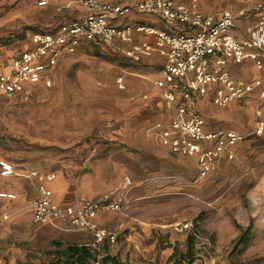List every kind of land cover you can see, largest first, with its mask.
<instances>
[{"label": "rangeland", "instance_id": "1", "mask_svg": "<svg viewBox=\"0 0 264 264\" xmlns=\"http://www.w3.org/2000/svg\"><path fill=\"white\" fill-rule=\"evenodd\" d=\"M243 2L199 0L209 14L238 11ZM65 21L54 5L0 0V69L26 47L32 33L55 31ZM255 24L254 19L238 20V38L248 36ZM126 47L104 52L82 48L61 60L51 86L31 84L13 95L0 93V159L19 170H52L66 184L65 194L72 193L77 201L89 198L79 195V189L85 172L92 170L90 160L108 158L110 175L112 158L121 173L113 190L123 188L130 177V203L104 227L117 234L116 243L108 244L110 253L129 264H170L175 250L179 258L191 230H176L174 224L186 221L197 232L195 264H264V99L228 107L200 104L208 128L235 130L242 139L233 159L223 158L208 178L196 181L195 157L174 155L146 133L153 115L144 114L143 94L152 96L162 59L156 54L137 62L125 54ZM245 67L247 74L238 66L233 74L248 81L262 76L264 81V67L251 61ZM121 75L126 89L118 87ZM3 188L19 190L30 201L37 195V182L24 177L0 176ZM6 211L12 214L10 208ZM21 214L31 217L28 209ZM27 220H4L9 223L3 227L7 234L1 239L0 264H52L53 242H73L51 226ZM96 249L103 252L102 245Z\"/></svg>", "mask_w": 264, "mask_h": 264}, {"label": "built area", "instance_id": "2", "mask_svg": "<svg viewBox=\"0 0 264 264\" xmlns=\"http://www.w3.org/2000/svg\"><path fill=\"white\" fill-rule=\"evenodd\" d=\"M50 1L37 0V5L47 6ZM79 2L84 16L65 22L55 31L32 33L29 45L12 58L6 70L0 69V93L13 95L31 84L51 86L50 72L64 54L75 53L84 43L98 47L122 40L130 43L124 52L135 61L151 56L154 51L165 57L156 85L172 118L168 124L156 121L151 126L163 146L175 154L196 158V181L208 178L222 158L233 159L241 134L231 129L207 130L206 118L197 109L196 102L209 97L216 106L226 107L262 87L260 79H237L229 66L248 59L258 68L264 67V0H245L240 10L225 9L217 14L202 11L199 0ZM134 10L161 17L167 28L118 23ZM253 13L258 14L259 21L251 36L242 39L233 35L237 19ZM135 31L153 36V44L134 42ZM117 83L124 86L123 76L117 78ZM259 98L264 99V89L259 91ZM257 114L261 115L260 108ZM0 173L17 174L15 165L6 159H0ZM29 176L37 182V196L31 203L35 225L63 231L88 230L93 236L89 244L95 248L116 243L117 234L101 227L96 218L102 212H122L129 207L126 188L130 180L120 190L97 198L78 204H60L54 200L48 185L56 177L54 172L32 170ZM0 197L14 198L15 195L0 192ZM174 226L180 231L190 229L197 236L192 222H177Z\"/></svg>", "mask_w": 264, "mask_h": 264}, {"label": "crops", "instance_id": "3", "mask_svg": "<svg viewBox=\"0 0 264 264\" xmlns=\"http://www.w3.org/2000/svg\"><path fill=\"white\" fill-rule=\"evenodd\" d=\"M108 1H112V0H108ZM35 3L37 5V0H35ZM52 5L55 6V8L57 9L58 12H63V14H65V19H66L65 22H67V21H69L71 19H74V18L82 17V16L85 15L84 8L80 4L79 0H51L49 5L43 6V7H48V6H52ZM244 5H245V0L243 2V6L242 7H244ZM230 10H233V9H230ZM202 11H203V9H202ZM205 13H207V12H205ZM141 19H143V20L141 21ZM251 19L256 20V24H257L258 21H259L258 14L257 13H253V14H249L247 16H241V17H239L237 19V23H238V20H243V21L248 22ZM118 23H121V24H129V23H131V24H135V25L141 24V25H145V26H154V27H159V28H167V26H168L166 21L164 19H162L161 17L157 16V15L147 14V13H140V12L135 11V10L132 11L131 14H129L128 16L123 17L122 19H120L118 21ZM237 23H236L235 27H233V29H232V33L236 37H238V34H239V33L237 34V28H236L237 27ZM250 36H251V34H249L245 38H248ZM133 41L134 42H143V41H145V42H148L150 44H153L154 37L150 36V35H147L144 32H136L135 31L134 34H133ZM28 45H29V40L26 42V47ZM122 45H126L127 47H129L130 43L129 42H124L122 40H116L113 44L101 45V46H98V47L92 46V45H90L88 43H84L75 53H77L79 50H82V48H85V47H90V48H93V49H95L97 51L104 52L105 50H107L108 47H112L114 49H121ZM156 54L160 56V58L162 59V63L160 65V68L157 70V72L153 76L156 79L154 81V86L155 87H153L152 96H150L149 93L143 94V97L145 99H147V100H145V105H144L143 111H144V114H146V115H151V114L153 115L152 121L150 123H148V124L146 123V126H145L147 135H149L150 137L155 138L163 146L160 137L157 134H155L154 132H152L151 126L156 121H162L165 124H168L171 121V118H172L171 114L169 113V111L167 110V108L164 105V99L162 97L161 90L156 85V81L161 76V69L163 67V64H164V61H165V57L162 54H160L159 52L154 51L151 56L144 57L141 61L146 60V59H152V58L156 57ZM67 55H71V54H64L63 56H61L59 58L57 64L55 65V67L50 72L49 77L51 78L52 83L54 81L53 78H54V75H55V72H56V67L61 62V60L64 59ZM130 59H132V58H130ZM247 61H251V60L247 59V60H245L244 62H242L240 64H230L229 68H230L231 73H232V75L234 77H236L237 79L246 80V79H244L242 77L235 76L233 74V68L238 66V67L242 68V70L245 69L244 72H245V74H247V69L245 67V63ZM137 62H140V61H137ZM10 63H11V60L10 61L6 60V62H4V64L2 65L1 69L6 70L9 67ZM121 76H123V78H124V86H119V84L117 83L118 87L120 89H126V87H127L126 76H124V75H121ZM256 79H260L262 81V87L260 89L259 88L255 89V91L252 94H250V95L246 96L245 98H243L241 100H238L236 102H247V100H249V99H251L253 97H257L258 100L261 102V100L259 98V91L261 89H264V81L262 79V76H258V77H256ZM256 79H254V80H256ZM246 81H248V80H246ZM40 84L44 85L43 83H40ZM202 103H205V104L208 103V104H211V105H215V104H213L212 100L209 97H206V98H203V99H199L196 102V107L201 112H202V110L200 109V104H202ZM232 103H234V102H232ZM231 104H229L228 106H230ZM228 106H226V107H228ZM202 114H203V112H202ZM206 121H207V119H206ZM206 129L207 130H218V129L208 128L207 124H206ZM150 137L147 136V139L150 138ZM163 147L168 152H170V153H172L174 155H181V154H175V153L171 152L165 146H163ZM94 151H96V149H94ZM183 156H186V155H183ZM110 159H111L110 160L111 163L109 164L110 165V171H111L110 175H106L108 173H107V170L105 169L106 165L109 162L108 158H104V157L101 156V157H96L94 160H92V159L90 160L89 166H90V168H92V170L85 172V174H84V176H83V178L81 180V185L83 187L81 189H79L80 190L79 191V195H81L82 197H83V195H85L86 197H89V198H83V199L77 200V201L73 200V196L71 195L72 193L65 194V191H67L66 190L67 189L66 184L63 183L61 180H56L57 174L54 172L56 174V177H55V179L53 181H51L48 184L49 187L53 191L54 200L56 202L60 203V204H78V203H81L83 200L94 199V198H97V197L101 196L102 194L116 191V190H113V189L115 188L116 184L118 183V181H119V179L121 177V175H120L121 174L120 173V166L115 161H113L112 158H110ZM15 168H16L17 174H15L13 176H3L0 173V176L3 177V178L24 177V178L30 179L32 181H36L34 178L29 176L30 172L32 170H43V169H39V168H23V169L19 170L16 165H15ZM43 171H51V172H53L52 170H43ZM197 172H198V168H197ZM122 177H124V176H122ZM127 179L131 181L130 177H126L125 181ZM130 185H132V181H131ZM0 192H6V193H9V194H14L15 195L14 198H8V197H3L2 198V197H0V210H2V214H1L2 219L0 220V226L2 227L0 229V247H3L1 245V242H2L1 239H3L5 234H7L6 231L3 232V227L7 229L8 228V223H9V222L4 221V220L10 219V217L12 216V219L17 220L19 224H27V221H28L27 219H30L32 224H34L33 220H32L31 203L36 197L32 201H30V199H27L26 195H24L19 190H12V189H8V188L0 189ZM128 197L129 196H128V193H127V198ZM7 208H10L12 210V214L11 215H10V213H8L6 211ZM26 209H28L30 211V213H31L30 214L31 217H28L27 219H26L25 216H23L21 214L22 211H24ZM113 213H114V211H105V212L100 213L97 216V218H96L97 223L101 227H104V226L109 227L107 219H109L113 215ZM5 216H7V218H5ZM45 226H48V225H45ZM40 227H42V226H40ZM56 230H57L59 235H62L63 237H65V238H67L69 240H72L73 241L72 243L89 244L93 240L92 233L90 231H88V230H70V231H63V230H59V229H56Z\"/></svg>", "mask_w": 264, "mask_h": 264}, {"label": "trees", "instance_id": "4", "mask_svg": "<svg viewBox=\"0 0 264 264\" xmlns=\"http://www.w3.org/2000/svg\"><path fill=\"white\" fill-rule=\"evenodd\" d=\"M248 227L244 233H249ZM195 235L190 234L187 238V250L176 258V250L169 258L170 264H195L196 254L194 251ZM55 249L51 251L54 256L52 264H129L117 255L109 251L108 243L102 244L103 252L98 251L90 244L53 242Z\"/></svg>", "mask_w": 264, "mask_h": 264}]
</instances>
